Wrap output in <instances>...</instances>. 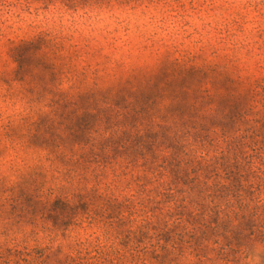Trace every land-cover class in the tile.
<instances>
[{
	"label": "rangeland",
	"instance_id": "1",
	"mask_svg": "<svg viewBox=\"0 0 264 264\" xmlns=\"http://www.w3.org/2000/svg\"><path fill=\"white\" fill-rule=\"evenodd\" d=\"M23 42L31 44L15 57L11 48ZM176 92L186 108H217L216 127L191 134L202 143L196 148L228 161L232 178L252 188H231L229 206L239 215L216 232L175 242L148 233L131 246L139 255L147 249L148 264H264V0H0V176L8 186L0 188V245L20 251L0 264H57L74 241L100 234L82 217L87 204L74 206L77 190L90 188L28 187L34 178L44 187L58 182L49 178L47 150L22 142L32 129L43 132L40 114L53 117L52 130L133 132L151 120L148 106ZM36 167L43 177H31ZM111 190L117 198L134 192ZM170 198L159 195L148 214L189 219L168 209ZM163 244L175 248L152 254ZM127 264L141 263L128 256Z\"/></svg>",
	"mask_w": 264,
	"mask_h": 264
},
{
	"label": "trees",
	"instance_id": "2",
	"mask_svg": "<svg viewBox=\"0 0 264 264\" xmlns=\"http://www.w3.org/2000/svg\"><path fill=\"white\" fill-rule=\"evenodd\" d=\"M77 1L67 0L72 5ZM81 1L92 5L102 0ZM38 39L43 42L47 40L45 36ZM30 44L23 42L14 45L10 51L15 57H20L16 53ZM19 59L15 58V61ZM57 91L64 97L68 93L60 89ZM74 95L76 98L83 96L78 92ZM185 105L176 92L168 102L148 106L145 109L146 118L151 117V120L135 125L133 132L122 130L108 134L98 126L90 130H52L54 127L49 124L53 117L47 113L39 115L36 123L44 126L43 132L32 129L22 142L26 147H35L33 140H36L39 142L36 144L38 148L47 150L45 158L54 162L48 169L49 178L58 182L44 187V182L40 183L34 178L28 187L90 188L77 190L78 201L74 206L78 208L81 203L90 206H86L82 217L100 231L94 241H74L69 254L56 258L57 264H127L128 256L135 257L141 264H148L144 260L147 249H143V255H139L136 248L131 246L136 237L151 233L153 236H172L171 242H175L173 236L181 241L186 236L197 240L206 229L216 232L229 219L237 218L239 212L231 209L227 195L231 188L252 186L232 178L228 172L229 162L222 157L207 158V153L197 150L196 145L202 148V143H195L191 136L210 132L216 127L217 108L208 106L198 111ZM75 108L83 109L78 105ZM83 112L89 116L92 114L85 109ZM188 137L192 141L187 140ZM39 170L40 167H36L31 177H43L45 173ZM7 187L0 176V188ZM99 188L105 189L100 191ZM111 188L134 189V192L129 197L125 194L117 198ZM153 189L157 191L154 196L151 195ZM165 194L171 197L166 200L168 209L185 210L189 219H185L182 213L173 218L160 212L154 220L148 214V205L157 204V197ZM60 201L72 207L67 199ZM167 216L168 220L165 219ZM136 219H139L138 223ZM124 244L125 248H121ZM169 248L174 249L175 245L163 244L151 250L156 257H161L170 252ZM19 254L16 248L0 245V258L7 259L4 260L6 263L10 255ZM22 260L25 264H32L24 258Z\"/></svg>",
	"mask_w": 264,
	"mask_h": 264
}]
</instances>
